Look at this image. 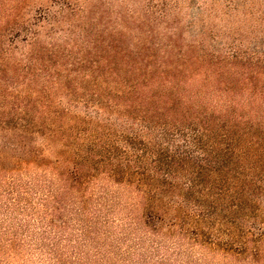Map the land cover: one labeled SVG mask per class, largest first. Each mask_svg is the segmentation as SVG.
<instances>
[{
  "label": "trees",
  "instance_id": "1",
  "mask_svg": "<svg viewBox=\"0 0 264 264\" xmlns=\"http://www.w3.org/2000/svg\"><path fill=\"white\" fill-rule=\"evenodd\" d=\"M172 1L152 0L146 25L166 20ZM19 10L0 24V176L34 169L44 186L36 207L32 184L11 178L0 212L42 208V234L72 237V252L93 245L91 264L106 254L120 264L121 245L123 264H197L194 248L264 263V40L229 54L95 38L70 58L38 44L63 5L28 26ZM46 245L54 259L57 242Z\"/></svg>",
  "mask_w": 264,
  "mask_h": 264
},
{
  "label": "rangeland",
  "instance_id": "2",
  "mask_svg": "<svg viewBox=\"0 0 264 264\" xmlns=\"http://www.w3.org/2000/svg\"><path fill=\"white\" fill-rule=\"evenodd\" d=\"M0 2L2 4L0 24L11 15L10 9L17 7L20 10L16 20L25 26L34 22L46 6L56 9L63 5L64 17L54 28L45 25L38 44L40 46L54 44L58 54L71 53L70 58L91 51L95 38L123 48H134L138 38H144L150 44L155 41L164 44L173 38L181 44L204 42L207 48L229 54L239 49L244 52L249 48L252 50L255 46L257 51L264 40V0L178 2L173 0L168 18L158 25L153 21L146 25L147 18L152 20L151 17L154 16L145 11V8L152 4V0H0ZM143 18L144 22L141 23ZM148 28L152 29L151 34H143ZM101 47L104 49V46ZM12 58L21 59L19 50L14 51ZM53 151L54 147H48L45 154L51 158L54 155ZM39 174L40 171L30 169L0 176V204L6 203L9 199L5 189L12 178L21 189L27 185L26 183L32 184L28 199L31 200V205L37 207L44 186ZM42 212L40 208L32 214L30 207L26 210H16L15 215L0 212V264H63L70 260L73 264L79 261L91 264L97 256L93 245H89V248L76 246L75 252H72L74 245L68 243L70 240L67 241L72 237L68 236L66 240H61L58 235L56 240L54 231L49 227L45 229V234H42V227L46 225L40 221L44 218ZM28 220L31 226L28 231L25 229L15 231V227ZM256 231L264 235V229H261L259 224ZM141 233L138 232V235ZM53 240L57 242L54 259L50 258L47 249L39 248L41 244L47 246L46 244ZM169 245L172 246L170 243ZM119 247L116 252L119 254L120 264H123L126 249L122 245ZM186 250L187 247L182 249V252L188 254ZM189 254L192 260L197 259V264H264L254 262L251 257H237L234 254L224 256L223 252L212 253L201 248H194ZM103 257L105 258L102 264H112L115 261L113 255L106 254ZM185 259V256L180 257V264Z\"/></svg>",
  "mask_w": 264,
  "mask_h": 264
}]
</instances>
